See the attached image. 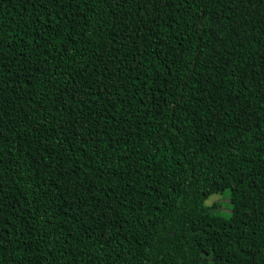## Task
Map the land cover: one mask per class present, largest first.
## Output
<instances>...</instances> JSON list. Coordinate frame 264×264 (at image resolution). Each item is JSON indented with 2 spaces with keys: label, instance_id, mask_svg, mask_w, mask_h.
Masks as SVG:
<instances>
[{
  "label": "trees",
  "instance_id": "1",
  "mask_svg": "<svg viewBox=\"0 0 264 264\" xmlns=\"http://www.w3.org/2000/svg\"><path fill=\"white\" fill-rule=\"evenodd\" d=\"M0 264H264V0H0Z\"/></svg>",
  "mask_w": 264,
  "mask_h": 264
},
{
  "label": "rangeland",
  "instance_id": "2",
  "mask_svg": "<svg viewBox=\"0 0 264 264\" xmlns=\"http://www.w3.org/2000/svg\"><path fill=\"white\" fill-rule=\"evenodd\" d=\"M208 206H216L215 213L223 218L231 216V203L229 193L221 195H212L206 201Z\"/></svg>",
  "mask_w": 264,
  "mask_h": 264
}]
</instances>
